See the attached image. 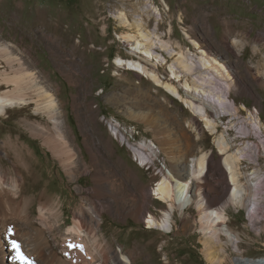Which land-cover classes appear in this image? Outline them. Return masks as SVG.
Listing matches in <instances>:
<instances>
[{"label":"rangeland","instance_id":"1","mask_svg":"<svg viewBox=\"0 0 264 264\" xmlns=\"http://www.w3.org/2000/svg\"><path fill=\"white\" fill-rule=\"evenodd\" d=\"M148 1V7L164 8L162 0ZM166 1L171 11L163 14L164 23L156 33L176 49L196 53L183 31L201 42L202 18L212 20L209 45L205 46L211 55L224 61L232 75L230 99L240 109L236 128L244 129L241 121L256 109L264 122V39H255L264 32V0ZM130 9L121 0H0V41L12 42V48L30 70L40 71L42 82L59 93L76 176L69 180L58 158L22 125L26 115L38 117L32 106H15L0 115L2 164H10L3 153V140L9 134L14 139L19 137L32 151L41 179L32 191L17 189L15 195L19 206L21 198L35 195L25 206L32 223L15 222L24 264H110L112 259L124 264L125 257L129 260L125 264H239V259L245 257L264 258V155L255 161L242 158L239 163L246 196H251V172H258L259 181L253 188L258 190L257 205H234L221 166L222 155L215 147L214 135L203 128V121L154 79L116 62L134 59L155 70L162 80L177 85L182 82L167 79L165 64H154L131 50V42L122 35L136 33L135 25L144 20L140 14L130 15V25L126 26L123 15H129ZM154 25L152 22L149 28ZM226 26L233 29L231 34L225 31ZM233 40L242 43L235 46ZM165 47L156 44L154 48L173 62L176 56L167 53ZM186 78L190 79V74ZM220 114L223 118L219 130H223V122L229 118L223 111ZM103 117L123 125L134 124L143 136L155 141L167 166L172 163L171 157L185 163L207 152V170L189 193L196 198L194 191L199 192L206 207L225 205V225L235 234L236 247L222 233L217 239L205 237L195 202L173 213L171 232L147 227V215L160 217L165 208L163 201L151 195L160 178L157 161L143 166L134 160L132 152L107 131ZM253 127L250 145L256 135L262 134L259 127ZM233 132L225 133L227 138ZM259 139L264 142V133ZM39 204L47 211L41 221L45 239L38 242L35 227ZM92 213L100 215L97 226L90 220ZM77 222L87 232L80 239L67 230ZM205 248L222 259L209 261Z\"/></svg>","mask_w":264,"mask_h":264},{"label":"bare ground","instance_id":"2","mask_svg":"<svg viewBox=\"0 0 264 264\" xmlns=\"http://www.w3.org/2000/svg\"><path fill=\"white\" fill-rule=\"evenodd\" d=\"M162 1L164 2V8L161 9L158 7H148V0H135L134 2L131 0H121V3H126L131 8L129 15L126 13L123 15L122 22L126 26L130 25L128 22L130 15L140 14L142 20H144L142 24L135 25L137 29L136 33L125 32L122 36L131 42V50L133 52L141 54L144 59L153 60L154 64H165L167 79H173V81L182 80L181 85H177L172 81L162 80L155 70L147 68L140 64L141 62L139 63L134 59H116V62L119 65L125 66V68L136 70L147 78L154 79L156 83L160 84L172 96L179 99L192 113L203 121V128L214 135L215 147L222 155L221 166L225 170L227 183L229 184V199L234 205L239 207L249 206L250 204L256 206L258 203V197H256L258 190H254L253 188L257 186L259 181L258 172L255 169L251 172L249 180L251 196H246V187L240 180L241 171L239 163L242 158L255 161L256 157L264 155V142L259 139L264 133V122L260 116V111L258 109L255 112L250 111L249 116H244V120L241 121L244 129L240 130L236 128L238 124L236 119H238L240 109L236 102L230 99L233 81L232 75L224 61L211 55V50L206 47L209 45L208 37L212 33V20L210 21L206 16L202 18L201 23L204 33L201 42L190 36L188 32L183 31L197 50L195 53L187 49L185 53L173 47L156 33L157 27L164 23H162V20L165 19L163 18V14L167 15L171 11L170 3L166 0ZM97 5V12L101 13V1ZM70 22L71 20L67 21L68 27L71 24ZM152 22H155L153 29L149 28ZM223 22L227 23V19H224ZM225 31L231 34L233 29L226 26ZM255 39H264V32H260ZM239 43L238 40H233L235 46H239ZM156 44L167 45V48L165 47L166 52L176 56L173 62H168L162 53L155 50ZM12 46V42L10 41H0V115H5L8 109L15 106H32L33 113L41 117V119L37 120L38 117L33 119V117L26 115L21 120L22 125L34 137L39 138L42 145L46 146L58 158L68 179L73 180L76 176L72 169V152L68 145V132L64 128L65 123L63 121V110L61 108L59 93L51 85L42 82L43 76L40 75V71L30 70L29 65L25 64V61L15 52ZM238 57V55L235 57L237 61H239ZM196 67L201 70H195ZM248 70L246 71L247 74L251 75L250 69ZM188 74H190V79L186 78ZM1 85H5V88H1ZM221 111L225 112L226 117L229 118L228 122H223L225 124V129L223 130H219V123L223 118L220 114ZM108 119L102 118L106 124V129L112 131L119 140L123 141L120 142L121 145L125 147L126 145L129 146L131 148L129 150L133 156H136V151L139 152L141 156L140 162L143 166L154 163V160L157 161V153H160V150L157 147L156 153L153 146H151V138H141L140 134L130 133L126 124L123 125L117 122V120ZM253 126L259 127L262 134L256 135L255 140L252 141L253 145H250L248 142L250 141V135L253 133ZM229 130H233L234 132L232 137L227 138L225 133H228ZM233 141H235V148L231 150ZM160 144L164 150L163 143ZM27 148L28 146H25L19 137L14 139L10 134L7 135L2 143L3 153L10 159V164L3 165V162L0 160L1 264H24L22 260L23 254L19 248L21 240L17 239L18 229L15 226V222L18 220L32 223V216L25 206L29 200L34 199L35 195L30 194V197L21 198V206L15 203V195L17 189H20V192H25L28 189L32 191L41 180L35 168L37 164L33 160L32 151ZM170 159L172 163L167 166V170H164L160 174V178L154 184L151 193L155 198L164 202L165 208L161 212L162 215L160 217H155L149 213L145 219L146 226L158 227L171 232L173 213L176 210L182 211L185 207L195 202L196 207L201 213L199 218L201 225L205 226V237L217 239L218 234L222 233L226 236L228 243L236 247L237 238L225 225L227 222L225 205L206 207L199 192L194 191L195 196H197L196 198H194L192 193H189V190L192 191L194 188H197L196 180L199 181L207 170V152L192 156L185 163H182L183 160L179 158L171 157ZM157 165V169L161 170V163L157 162ZM180 169L184 170L186 174H184V171L183 173H178ZM46 211L47 209L39 204L38 225L35 227L38 242L45 239L44 235L46 231L41 221L45 219ZM89 216L90 220L97 226L100 215L92 213ZM78 222L67 230L76 234L77 238L80 239V236L86 235L87 232L83 231ZM218 223H223L224 225L217 226ZM211 252L212 250H206V256L209 261L214 262L217 259H222L218 256L215 257ZM239 260L241 262L239 264H248L244 259ZM123 261L125 263L129 262L126 257ZM109 263L121 264L114 259ZM252 264H264V258L254 259V263Z\"/></svg>","mask_w":264,"mask_h":264},{"label":"built area","instance_id":"3","mask_svg":"<svg viewBox=\"0 0 264 264\" xmlns=\"http://www.w3.org/2000/svg\"><path fill=\"white\" fill-rule=\"evenodd\" d=\"M127 125V129L130 133L132 134H141V131L134 125V124H126ZM108 131V130H107ZM110 133H112V131H109ZM113 134V133H112ZM114 136V139H117L119 142H123L121 140H119V138L117 136ZM145 136H143L141 134V138H143ZM154 140L152 139V144L151 146H153L154 150L156 151L157 153V145L155 143V141L153 142ZM126 148L128 149H131L129 146L126 145ZM160 153H157V162L161 163V170H158V172L161 174L163 172V170H167V164L164 160L163 157L159 156ZM133 159L136 160V161H140L141 159V156L139 155V152L136 151V156H133ZM264 257V256H263ZM245 262H248V264H252L254 263V258H243Z\"/></svg>","mask_w":264,"mask_h":264},{"label":"crops","instance_id":"4","mask_svg":"<svg viewBox=\"0 0 264 264\" xmlns=\"http://www.w3.org/2000/svg\"><path fill=\"white\" fill-rule=\"evenodd\" d=\"M98 165V164H97Z\"/></svg>","mask_w":264,"mask_h":264}]
</instances>
